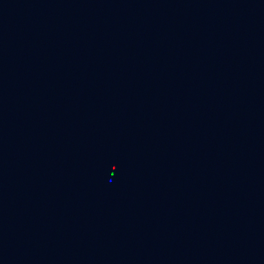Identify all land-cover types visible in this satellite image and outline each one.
<instances>
[{"label":"water","instance_id":"water-1","mask_svg":"<svg viewBox=\"0 0 264 264\" xmlns=\"http://www.w3.org/2000/svg\"><path fill=\"white\" fill-rule=\"evenodd\" d=\"M264 214V0H116Z\"/></svg>","mask_w":264,"mask_h":264}]
</instances>
